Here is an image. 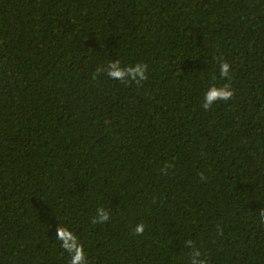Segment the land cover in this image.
Instances as JSON below:
<instances>
[{"label": "trees", "instance_id": "trees-1", "mask_svg": "<svg viewBox=\"0 0 264 264\" xmlns=\"http://www.w3.org/2000/svg\"><path fill=\"white\" fill-rule=\"evenodd\" d=\"M261 208L264 0H0V264H264Z\"/></svg>", "mask_w": 264, "mask_h": 264}, {"label": "clouds", "instance_id": "clouds-1", "mask_svg": "<svg viewBox=\"0 0 264 264\" xmlns=\"http://www.w3.org/2000/svg\"><path fill=\"white\" fill-rule=\"evenodd\" d=\"M220 75L224 78L230 79V63L223 61L219 65ZM148 66L143 63H136L135 65H122L119 59L112 60L107 65L97 69V73L104 72L108 77L113 80H118L121 83L135 82L139 85L142 81L148 79L147 75ZM234 89L230 84L226 83L222 86H212L205 93L203 107L209 109L217 101H229L234 96ZM170 165L168 166L170 170ZM168 171L164 170V175H167ZM201 180H205L206 177L203 173H200ZM259 217L264 221V208L259 209ZM111 213L109 209L105 207H98L96 214L92 219L93 224H104L110 220ZM145 231V225L143 223L138 224L134 228L136 235H142ZM220 235H223L222 229L219 230ZM55 238L61 242L62 249L70 255L69 264H87V258L85 250L81 244L78 236L69 228L60 226L57 229ZM183 246L188 249L187 258L185 264H208L206 254L200 247L197 246L193 240H186L183 242Z\"/></svg>", "mask_w": 264, "mask_h": 264}]
</instances>
